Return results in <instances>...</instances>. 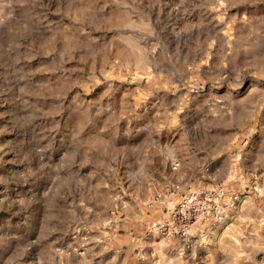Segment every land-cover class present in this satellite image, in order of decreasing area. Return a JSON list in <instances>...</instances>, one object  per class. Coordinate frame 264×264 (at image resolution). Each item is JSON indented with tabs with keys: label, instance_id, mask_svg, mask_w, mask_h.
<instances>
[{
	"label": "rangeland",
	"instance_id": "rangeland-1",
	"mask_svg": "<svg viewBox=\"0 0 264 264\" xmlns=\"http://www.w3.org/2000/svg\"><path fill=\"white\" fill-rule=\"evenodd\" d=\"M0 264H264V0H0Z\"/></svg>",
	"mask_w": 264,
	"mask_h": 264
},
{
	"label": "built area",
	"instance_id": "built-area-1",
	"mask_svg": "<svg viewBox=\"0 0 264 264\" xmlns=\"http://www.w3.org/2000/svg\"><path fill=\"white\" fill-rule=\"evenodd\" d=\"M177 163L173 168L177 167ZM178 189V188H177ZM249 191L255 195L263 194V187L256 181H253L249 187ZM248 194L237 193L226 196L225 192L219 191H190L181 196L176 205L170 209L169 216L166 221L158 224L159 229H164L170 236L181 238L185 245L189 244L191 238L197 234H193L192 228L197 225L203 217L208 216L212 220L222 223L225 218L223 209L218 205L226 198L227 202L232 204L241 203ZM205 201L211 202L212 205L205 206Z\"/></svg>",
	"mask_w": 264,
	"mask_h": 264
}]
</instances>
